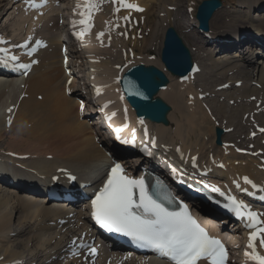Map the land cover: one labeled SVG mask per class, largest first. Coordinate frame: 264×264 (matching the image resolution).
<instances>
[{
  "label": "bare ground",
  "instance_id": "obj_1",
  "mask_svg": "<svg viewBox=\"0 0 264 264\" xmlns=\"http://www.w3.org/2000/svg\"><path fill=\"white\" fill-rule=\"evenodd\" d=\"M186 1L185 7L187 8L189 3L188 0ZM11 2H13L12 6L20 5L17 11H13V13L16 12L17 20L14 22L9 20L10 22H8L5 19L2 22L8 8H11H7V4ZM84 2L85 0H46V3L41 4V0H34L37 7H31L26 3V0H0V24L3 28L10 24V28H12V34L8 36V39H10L8 43L12 44H9L8 47L16 51L21 63L30 65L29 72L23 76L20 75L22 76L20 78L7 79L0 76V102L2 103L0 108L11 105V109L7 113V120H3V128L0 122V138L2 136L1 139L5 142H14L18 139L30 151L25 153L23 157L14 153L9 154V160H14L17 164L23 165L10 168L6 165L10 164L9 160L7 161L9 156L6 155L9 150H3L5 157L0 161V197L3 195L4 197L0 198V226L5 229L3 238L8 240L22 232L24 224L21 223H29L31 232L34 234L19 241L23 249L29 242L35 241L39 251L43 252L45 245L55 242L50 246L51 250L44 252L45 257H42V255L39 257V252L24 256L23 252L13 250L10 247L0 248V264H56L57 261H54L58 257L71 256L73 253H62L77 249L76 244L78 242L91 243L88 230L74 231L75 238L73 236L70 238L60 236V228L70 222L79 224L77 221L72 222L73 219L82 222L84 229L87 228L86 223L80 219L77 213H71L63 205L60 206L58 203L46 201L44 198L38 202L24 195H18V192L17 194L8 192V183L4 182L1 176L12 173L19 177L21 175L19 170L26 169L29 177H36L39 174L49 177L58 172L65 173L64 170L67 169L75 178L78 177V180H81L85 174L100 170L109 161L105 154L106 151H111L114 156L116 155L118 163L128 165L130 171L138 165V159H134L130 163L125 159L126 154L129 153L114 140L109 139V141L104 136L98 137L99 143H102L101 146L94 142L99 135L95 126L97 123L94 122V125L87 122L86 119H80L81 115L77 111V99H81L82 106L89 108L90 111H94L95 104H99V102L80 91L83 86L82 79H80L82 86H79L76 78H73L74 71L70 66L68 68V61L71 60L65 61L67 65L66 67L63 66L64 55L61 54L60 47L63 44L66 46L65 54L68 55V51L70 52L69 56L74 59L71 62L73 65L80 66L83 63L87 64L88 68L92 67L91 63H93L97 70L106 76L103 81H100L101 83L97 81L95 84L97 87L106 85V79H109V86L118 89L117 80L120 73L115 70V67L119 62L122 66L124 62L114 61L117 54L121 53L122 48L131 44V42L140 44L141 37L137 30L142 27L143 23L153 24L150 30H152V34H155L157 20H168L170 10L175 9L177 14L178 7H180L178 2H181V0H156V2L152 0H124L125 3L137 5L143 11L121 7L119 0H116L115 3H111L109 0H96L98 7L91 13V29L82 37L76 35L84 47L82 51L79 47L76 49L72 47V41L68 34L62 36L58 32L59 28L55 21L60 17L71 24L72 29L69 30V34L79 33L81 30V25L78 23L81 18L80 12L82 10L87 11L83 8ZM251 2L253 3L249 4ZM78 3L81 4L80 8L76 7ZM230 4L234 9L232 14H229L226 9L225 1L221 0V7L211 15L209 25L213 30L212 32L215 36L223 38L234 37L241 29L250 28L251 26L256 32L243 39L244 42H248L243 49L249 55L254 52V57L258 54L264 57V46L256 48L253 38V36L259 38L264 35L263 32L258 30V28H264V21L258 23L253 21L251 25L249 16V10L256 11V13L264 10V0H233ZM154 7L158 8L160 12L155 13ZM235 7L239 8L238 11L235 10ZM53 9H55V15H52L54 14ZM114 9L118 10L114 11ZM194 11L193 9L191 17H189L190 24H196ZM111 13L117 15L114 21L106 19ZM187 16L189 15L186 14ZM99 17L106 20L102 21L101 19L102 22H100ZM175 19L178 18L175 17ZM73 21L77 23L74 24ZM170 25L167 24L162 28L159 32L160 38L165 28ZM182 25V23L179 25V29L182 31L183 37L186 38H184V42L190 50L192 63L198 65L199 69L194 74H188L181 79L167 74L168 85L156 96L170 105V111L166 115V125L151 123L154 135L159 138L161 145L164 147L180 148L184 152L187 151L191 156L195 155L197 161L203 158L204 169L210 171L215 178H221V181L231 184L233 180L238 182L241 177L246 176L257 184L263 185L264 166L260 164V160L264 159V132L259 129H264V61L252 62L248 58L249 55L242 53V51L238 53L235 51L227 56L217 54L212 56V60L210 56L212 51L206 48L203 43L206 40L197 38V35L191 29L184 32L189 28V25L188 23L187 25L184 24L183 28ZM141 30L143 31V29ZM100 32L103 35L100 39H97V33ZM111 33H117L125 37H115ZM104 36L107 38L103 39ZM64 37L68 39V43H66ZM234 38L237 39L238 36ZM47 40H51L52 48L41 51V49H44ZM235 40L223 42V44H219V47L223 45L222 47L226 51H230L228 48H238L242 41ZM110 41L112 42L111 46ZM189 41L193 43V46ZM5 43H7L6 40ZM27 43L31 45L26 46ZM249 43H251V46H249ZM33 47L37 48L35 54L30 56L25 54L26 50ZM145 47L146 45L142 46L143 49ZM158 48L159 55L160 45ZM214 48H217V46H214ZM257 49L258 51H256ZM107 51L112 52L104 60L102 56ZM207 58H210L211 61L208 62ZM135 62L138 63L139 61ZM153 65L159 66V63ZM75 70L79 72L78 67ZM125 70L122 71L121 76ZM70 72H72V76L68 75ZM246 80L249 82L248 84ZM175 81L176 83H173ZM231 81L233 84H231ZM236 81L241 82L237 89L233 88ZM218 86H221L220 91L217 90ZM65 91H68V95L65 94ZM198 94H202L204 99H198ZM208 98L209 100L204 104V101ZM111 100L115 101L110 106L113 112L120 115V111H122V108H119L118 105L120 100L128 108V111L132 112L126 101L118 95L116 90H113ZM8 108L9 106L6 109ZM261 108V114L258 116L257 111ZM95 115L94 121H97L98 112ZM98 123L101 124L100 121ZM216 124H222L223 126H215ZM12 126H16V132L9 129ZM250 128L252 130H249ZM106 129L107 127H104V130ZM216 129L224 132L221 135L219 145L215 144L214 130ZM226 131L230 133L226 135ZM252 132L255 133L253 139L249 136ZM211 136L215 149L211 147ZM226 138H230V140H226ZM110 142L115 144L116 147ZM232 142H237L235 147H227L228 143ZM238 143L240 146L237 145ZM249 144H253L252 150L249 149ZM81 147L85 149L81 150ZM237 148H241L239 153H237ZM216 149L220 150L219 155L215 152ZM259 151L261 153H258ZM254 152L255 156H253ZM157 156L161 158V156ZM217 162H222L224 167L218 166ZM203 164L199 169L203 170ZM197 165H194V167ZM207 175L212 177L210 174ZM198 179L202 180L203 178L199 177ZM25 182L27 184L31 183L30 180ZM197 183L201 182L197 181ZM241 191L240 189L236 193L241 194ZM8 195L9 197H6ZM10 201L19 205L18 208L20 206L24 207V216L21 223L17 220L19 214L13 213L14 211L7 206ZM12 220L16 222L15 229H12ZM219 221L221 223L225 222L223 218H220ZM262 221H264V215ZM57 227H59L58 234L54 238L53 236L45 237L46 234H51L50 230L52 228ZM68 228L70 230V225ZM64 235L70 234L64 233ZM242 237L239 236L240 239ZM12 240H16V238ZM68 244L74 246L68 249ZM76 252L79 253L77 255L73 254L72 259L70 258L71 261L65 259L66 256L60 261L65 260L64 264H92V261L97 258V264H164L144 257L120 258V254L116 255L112 252L109 254L104 249L98 251L97 257L89 255L88 248L79 249Z\"/></svg>",
  "mask_w": 264,
  "mask_h": 264
},
{
  "label": "snow or ice",
  "instance_id": "obj_2",
  "mask_svg": "<svg viewBox=\"0 0 264 264\" xmlns=\"http://www.w3.org/2000/svg\"><path fill=\"white\" fill-rule=\"evenodd\" d=\"M116 0H113L115 3ZM121 7L134 8L143 11L135 4L119 0ZM31 7H37L34 0H26ZM46 0H41V4ZM77 8L81 7L78 3ZM98 7L96 0H85L78 23L81 30L76 33L82 37L92 27L90 17L92 11ZM118 9H114L117 11ZM127 19V17H125ZM73 23H77L73 21ZM103 35L97 33V39ZM2 42V40H0ZM39 43V41H37ZM0 63L7 65L9 61H17L16 56H9L8 50L0 48ZM35 63V61H33ZM16 70H27L29 64L15 63ZM143 124V119L140 120ZM264 132V129H260ZM124 168L114 163L104 180L103 186L95 193L91 200V216L95 222L108 232L121 233L129 237L141 248L154 250L160 257L167 258L171 264H198L207 259L210 264H226L227 250L216 237L210 236L207 231L191 216L186 205L181 204L179 210H169L161 200L154 197L143 177L132 178L124 174ZM75 179V177H70ZM246 184L256 188L248 177H243ZM239 186V185H238ZM212 191L224 195L217 187ZM235 216L246 220L245 227L251 229L248 234L247 249L244 255L254 264H264V255L256 250V241L259 238L260 247L264 248V221L260 214L252 211L243 201L229 197L224 205ZM89 255H95V247L86 246Z\"/></svg>",
  "mask_w": 264,
  "mask_h": 264
},
{
  "label": "rangeland",
  "instance_id": "obj_3",
  "mask_svg": "<svg viewBox=\"0 0 264 264\" xmlns=\"http://www.w3.org/2000/svg\"><path fill=\"white\" fill-rule=\"evenodd\" d=\"M12 1V0H11ZM153 2H156V0H152ZM225 1V7H226V9L228 10V12H229V14H232V12H234V9L232 8V6H231V4H230V2H232V0H224ZM186 0H181V2H178L179 4H180V7H178V10H177V14H178V16H176V12H175V9L173 10V11H170L169 12V20H170V22L167 20V19H164V20H157V22H156V25H155V27H156V29H155V34H152V30H150V28L152 27V25L150 24L149 26H148V28H147V30L145 31L144 29H143V31L141 30V29H138L137 30V33H139V35H140V37H141V40L139 41L140 42V44L138 45V44H136V43H134V44H131V45H127V47L125 48L126 50L127 49H129V51H126V53H125V55L124 56H116V58L114 59V61L115 62H117V61H120V59H122V62H135V61H139V62H142V63H148V64H158L159 63V55H158V47H159V45H160V48H161V41H162V36H161V38H160V34H159V32H161V30H162V28L165 26V25H167V24H172V25H174V26H172L175 30H176V32L178 33V35L182 38V40L184 41V38L185 37H183V33H182V31L179 29V25L182 23L183 25H182V28L185 26L184 24H186L187 25V19L186 18H188V17H186V13H187V10H191L192 12H193V9L195 10V8H196V6L199 4V2H200V0H188V3H189V8L187 7H185L186 6ZM251 3H253V2H251ZM11 6V5H10ZM7 8H8V5H7ZM174 8H175V6H174ZM156 7H154L153 8V10H154V12L155 13H159L160 12V10L157 8L156 10ZM237 9H239V8H237V7H235V10H237ZM4 11H5V9H4ZM13 11H14V6H12V8H8V11H7V13H5V15H4V17H3V20H2V22L5 20V19H7L8 20V22H14V20L17 18L16 16L14 17V13H13ZM151 11V10H150ZM238 11V10H237ZM180 12H182V13H180ZM114 13V12H113ZM113 13H111V15L109 16L108 15V17H106V19H109V20H112V21H114V18L115 17H117V15H115V14H113ZM173 13H174V15L176 16V18H178V19H175V23L173 22V19H174V17H173ZM179 13H180V15H179ZM253 14H252V18L255 20L256 19V17H257V15L254 13V12H252ZM182 15V16H181ZM135 16H138V15H135ZM14 17V18H13ZM46 19V18H45ZM101 19H102V21L103 20H106V19H104V18H102V17H99V21L100 22H102L101 21ZM227 19V18H226ZM10 20V21H9ZM178 20V21H177ZM178 23H180V24H178ZM28 24V23H27ZM27 24H26V27H27ZM145 24H146V22H145ZM3 25V24H2ZM176 25V26H175ZM29 28V27H28ZM222 29H224V28H222ZM11 30H12V28H10V24L6 27V28H3L2 26H1V24H0V33L2 34V35H5V36H10L12 33H11ZM145 31V32H144ZM210 31H212V29H211V26H210ZM143 32H144V35H143ZM184 32H187V31H184ZM184 35H185V33H184ZM107 37H103V39H106ZM151 38V39H150ZM186 39V38H185ZM152 40V41H151ZM141 42H142V44H141ZM190 42V41H189ZM191 44H192V46H193V43L192 42H190ZM111 44H112V42L110 41V46H111ZM184 44H185V42H184ZM143 45H146V47L143 49L142 48V46ZM52 46L53 45H51V40H47L46 41V45H45V47H44V49H41V51L42 50H50L51 48H52ZM109 46V47H110ZM141 46V47H140ZM187 46V45H186ZM243 45H241L240 47H242ZM192 49H193V47H192ZM118 50H119V46H118ZM117 50V51H118ZM233 50H231V52H232ZM242 51H243V49H242ZM245 51V50H244ZM111 52L112 51H107V52H105L104 54L105 55H103L102 56V58L105 60V58L107 57V56H109L110 54H111ZM113 52H115V51H113ZM230 52V51H229ZM214 54H216V52L214 53ZM68 55H70V52L68 51ZM148 58H147V57ZM70 58H71V56H69ZM208 60V62H210L211 61V59H207ZM72 61H68V68H69V64H71V65H73L72 63H71ZM159 66H160V63H159ZM71 76H72V74H70ZM74 78V77H73ZM246 82H247V84L249 83L247 80H246ZM173 83H176V81L175 82H173ZM231 84H233L232 83V81H231ZM159 95V94H158ZM209 100V98L207 99V100H205L204 101V104H206L207 103V101ZM0 105H2V103L0 102ZM169 105V104H168ZM9 106V109H10V107H11V105H8ZM7 106V107H8ZM170 106V105H169ZM3 107V106H2ZM7 107H5V108H0V122L2 123V125H1V127L3 128V120H4V111H5V109L7 108ZM8 109V110H9ZM261 111H262V108L261 109H259L258 111H257V115L259 116L260 114H261ZM242 112V111H241ZM263 113H264V110H263ZM82 121H84V120H82ZM9 125V124H8ZM217 125H222V124H216L215 126H217ZM223 126V125H222ZM9 129H13V132H16L15 130H16V126H12V127H9ZM249 130H252V128H250ZM230 132H226V135H228ZM1 138H2V136H1ZM0 138V151H1V153H3V150H9L7 153H6V155H7V161L10 159V155L9 154H11V153H14V154H16V155H18V156H24V154L25 153H28V152H30L25 146H24V144H23V142H21V141H19L18 139H16L14 142L13 141H8V142H5L3 139H1ZM238 139H240V138H238ZM238 139H236V141H238ZM210 140H211V147H213L214 149H215V147L213 146V144H212V136L210 137ZM226 140H230V138H226ZM95 142V141H94ZM228 144H230V143H228ZM239 144V143H238ZM251 146V144H249V147ZM85 148H82L81 147V150H84ZM21 151V152H20ZM215 152H217L218 154L217 155H219V153H220V150L219 149H216L215 150ZM1 197H4V195L3 196H1ZM0 197V198H1ZM6 197H9V195L8 196H6ZM7 206H9L10 208L9 209H11V210H13L14 212L13 213H16V214H19V215H17V217H18V222H20L21 223V220L23 219V216H24V207L23 206H20L19 208H18V206L19 205H16V204H14L13 202H9L8 204H7ZM22 213V214H21ZM16 214H15V216H16ZM15 216H13V217H15ZM12 219V218H11ZM73 221H77L79 224H80V221L79 220H77V219H73L72 220V222ZM11 223V222H10ZM71 223V222H70ZM70 223H68L67 225H65L64 227H62V228H60V231H59V233H60V236H67L68 238H70V237H72L73 236V238H75V236H74V232L73 233H70V235H64V232H67L68 233V230H69V228H68V226H69V224ZM12 224H13V227H12V229H15V227H16V222H15V220H12ZM21 224H24V228H23V230H22V232H20V234L18 235V236H14V237H11L10 239H8V240H6V239H4L3 238V234L5 233V229L2 227V226H0V248L1 249H5L6 247H10V248H12L13 250H16V251H19V252H23L24 253V256L25 255H28V254H30V253H36V252H39V257L42 255V257H45V255H43L44 254V252H46V251H49V250H51L50 249V246L52 245V244H54V243H51V244H48V245H45L44 246V251L43 252H41V251H39V248L37 247V244L35 243V241H33L32 243H28L25 247H24V249H23V247L19 244V241L20 240H24V239H26L27 237H30L32 234H34V233H32L31 232V225L29 224V223H27V222H24V223H21ZM80 226H82V230L84 229V226L81 224V225H79V227H78V230H81L80 229ZM33 228V227H32ZM10 229H11V224H10ZM11 229V230H12ZM59 229V227H57V228H52L51 230H50V235H45V237H51V236H53V238H54V236H56L57 234H58V232H57V230ZM27 232H30V233H27ZM13 233H17V232H13ZM25 233H27V234H25ZM36 233V232H35ZM62 233V234H61ZM69 234V233H68ZM14 238H16V240H12V239H14ZM5 241H7V242H5ZM62 254H66V252H64V253H62ZM66 256V255H65ZM65 256H63V257H58L57 259H55V261L54 262H56V264H64V262H65V260H62V261H60V259H62V258H64ZM66 257H69V259L68 260H70L71 261V259H72V257H73V254L71 255V256H66ZM71 258V259H70ZM96 260H97V258H96ZM96 260H93L92 261V264H97V262H96ZM81 261H83V260H81Z\"/></svg>",
  "mask_w": 264,
  "mask_h": 264
},
{
  "label": "water",
  "instance_id": "obj_4",
  "mask_svg": "<svg viewBox=\"0 0 264 264\" xmlns=\"http://www.w3.org/2000/svg\"><path fill=\"white\" fill-rule=\"evenodd\" d=\"M219 6V0H205L199 5L196 19L202 29H207L209 18ZM160 58L164 68L171 75L183 76L192 67L188 50L171 28L165 32ZM124 76V89L129 95L130 104L138 113H147L151 120L166 125L165 115L169 107L159 98L152 99V95L166 84L165 75L155 67L138 65L129 68ZM136 88L140 94L136 93ZM221 133V130L216 129V144H220Z\"/></svg>",
  "mask_w": 264,
  "mask_h": 264
}]
</instances>
